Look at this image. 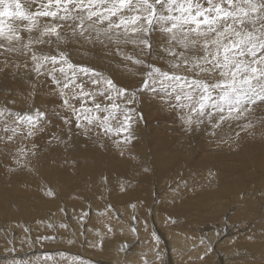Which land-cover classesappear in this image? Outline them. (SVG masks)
<instances>
[{
    "label": "rangeland",
    "instance_id": "rangeland-1",
    "mask_svg": "<svg viewBox=\"0 0 264 264\" xmlns=\"http://www.w3.org/2000/svg\"><path fill=\"white\" fill-rule=\"evenodd\" d=\"M33 7H35V5ZM22 34L25 36L27 35L26 33H22ZM151 40H152V44H153L152 52L149 54L147 51H145L143 53L142 58L146 61V63L156 64L157 66L161 67L162 69L168 70L167 58L160 59V57L164 55V53L162 52L161 47H160V45L163 43V37H161L158 33H153ZM81 41H82V45H80ZM67 43L68 44H66V46L62 44L59 49H57L56 43H53L54 46L52 44L51 45L46 44L45 45V48L47 46L46 49L44 47L37 46L36 50H37L38 54H40V53L52 54L53 50H55V52L53 54H56L57 51H64V52L69 54V58L73 63L81 64V65H87L90 68H95L98 71L102 72L105 76H110L113 80H114V78L119 79V81L114 80L118 86L123 87V88H127L130 93L131 92L137 93L136 103L133 106L135 107L137 114L142 115V119H138L139 121H138L137 125L135 126V139L132 140L131 143H129L128 145H121L122 149L116 148L115 146H113L112 143H105L106 141L102 142V144H104L105 146H103L104 148L103 147L101 148V146H100L101 144L97 146V144H99L98 143L99 139H98V142L96 144L91 140L92 142H85L84 143L85 146L84 145L81 146L82 148H86L87 151H91L90 150V149H92L91 145L93 146V150L100 148V150L101 149L102 150L101 151L99 150V152H102L105 155L104 157H102L100 155L97 156L96 153L91 154L92 157L97 158L99 160V166L98 167H101V174H99L95 178L93 177L90 179V178L86 177V175H88L92 172L85 173V171H84L85 165H84V163H82L80 161L81 155L78 156L80 158L75 157L77 155L74 156V154H76V153H74L73 150H72L73 155H68L69 153H71V149H68V147H63V149L60 152L61 155L65 154V156H67V155L70 156V157H67L68 158L67 160H65L63 157L60 159L57 156L56 159L53 158L54 161L50 162L51 164L53 162H55V164H52V165L50 163L43 164L49 168L52 167L50 169L54 168L55 171L60 170L59 173L61 174L62 178H59V180L58 179L54 180L58 185H56L55 182L52 181L53 179H51L48 176H46V177H48L49 180L43 179V178L40 179V177L36 174L32 175V176L25 177L23 172L22 173L18 172L19 168L15 169V171H17V172H15L16 177L14 176L16 178L15 181H13V183H12V181L9 180V182H8V180H6V178H4L2 176V174H3L2 169L3 168L0 166V193H3V190L8 191V193H6L7 195H5V196H7L8 208L4 209L0 206V264H13V261L17 262V264H45L43 262H45L44 260H46V259L48 261H50V262H47L48 264L49 263L54 264V262H56L57 264H60V262H61V264L62 263L63 264H79V261H80V264H136V262H137V264H140L141 261L143 263L144 259H146L148 261V264H166V263L169 264V262H171L172 260L173 261L170 264H173L174 262H176L174 264H210L213 261H214L213 264H217V263L220 264V262H218L219 256L217 257L218 260L216 258V256H217L216 252L214 255L215 256V259H214L212 256L209 255V252H207V251L201 252V251H199L200 250L199 249V250L194 252L193 247H189L187 250H185L183 248L184 245H182L180 243H176L175 245H173V248H175V250H173V248H171V249H169L168 247L166 248V246L164 245L162 237L158 236L156 229L161 231V233H163V234H166L168 229H169V230L173 231L174 234L176 233L177 235L179 234V235H182L183 237L188 236V239L190 238L189 240L193 242V241L197 240V238L200 241L201 238L199 239V236H200V234H201V236L204 235L203 231H207V233L211 232L212 230H214V229H212V227L214 228L217 225V224L215 225V222L220 223L221 221H222L221 225H223L224 227L226 225L225 228L238 227V228L243 229L242 231L244 232V233L242 232L243 233L242 235L241 234H238V235L235 234L236 235L235 237H237V239L235 238V241L237 242V247H238V249L241 247L243 249L242 251H244V252L242 253L243 255L241 253H239V255L238 254L235 255V252H234L232 254L233 257L231 256V261H233L232 263H234L235 261H237L241 257H244V258L247 257V259L245 258L246 260H240L239 262L242 263V262L247 261L246 264H261V262H263L262 264H264V261L259 260L261 258H262V260H264V255L261 257L260 255L258 256V253H255V254H257V257L252 258L250 256L249 249L245 246L247 244V242L250 243V245H254L257 243L256 245L259 246L258 247L259 250L264 249V234L261 233L262 227L264 229V225H261L259 223V220L264 216V210H263L264 209V200L261 199V198H264V196L262 197V195H259V194H258L259 196L257 195L258 197H261L260 198L261 200H259L258 197H256V196L251 197L255 200V203L252 205L250 203V206L253 207V214L250 216H248V215L243 216V214H246L248 212L247 209H244L243 213H242V211H240V208L244 207L245 202H241L242 206H241V203L239 206H237V203L239 201V199H238L239 195L236 196V199L233 196L234 194L239 192L240 194L242 193L243 198H247L249 196L248 195L245 196V195L247 194L248 190H250V188H248V187H252L254 185L256 186L257 184H259V186H260V187L256 186L257 189L258 188H260V190L264 189V186L261 189V185H264L263 184V182H264V171H262V170L260 171L259 170L260 168L257 166V164H253V162H257L254 160V157L246 156L244 158V161L242 162L241 160L238 161L240 159L239 157H237L235 159V156L233 155V153H230V156L232 154V156H231L232 158H230V160H228L227 163L229 164L231 169H233V171L231 169L227 170L226 168L223 170V168L218 166V164L213 166V167H211V166L209 167L205 163H202L201 166H200L201 163L194 162L196 164L195 165H194V163L192 164L191 163V161L193 160L192 158H196L197 155L200 154V150H201L200 147L201 146H199V139L201 137H200L199 133H201V132L199 130H196V131H193L190 133L188 132L189 134H186L187 132H185L183 127H181L180 129H178V131L185 133V135H184L185 139L181 140L178 138L176 144H178L179 146H177V147H175V143L173 142V138H172V141H169V140H171L169 135L173 133V130H170L169 127L172 126L174 121L171 120L170 114L167 113L169 108L166 106V104L161 103L160 100L156 96H154L151 91L143 89L141 87L142 80L144 79L143 73L146 71L145 66L135 65L131 61L125 60L122 55H119L115 52V50L112 46L105 48L104 46H101L99 43H96L93 46L86 45V44L84 45L83 40H77L75 42V39H72V40L70 39L69 42H67ZM48 46H49V49H48ZM80 46L86 47L85 48L86 51L83 52L80 49ZM39 47H41V48H39ZM88 47L89 48L93 47L91 50L92 52H89ZM122 48H123L124 53L132 54V55L137 56V57H140V55H141L140 49L133 46L132 44L123 45ZM51 49H53V50H51ZM96 49L98 50L97 52H96ZM93 50H94V52H93ZM47 51H49V52H47ZM50 51H52V53H50ZM19 54H21V53L20 52H8V51H5V49H0V66L1 67L3 66L0 70V72L3 71V73L5 72V74L9 72L11 74V77L13 78V81L18 83L19 86L22 87V92H20V93H17V91H15V90L7 92V90L3 89V86H1L2 79L0 78V109H4L5 117L6 118L9 117L8 119H10V120L15 119L14 114H16V113L33 114L36 109H39L41 111H43L45 109L50 116V120L48 122H45V123L42 122L41 125L43 126L44 130L48 134V138H53L55 131H54V129L52 131H48L47 125H53L55 128L58 126V123L55 121V118H59L60 115H64V116L71 115V113L67 112L66 109L62 107L61 98L59 97V95L54 90L55 85L53 84L51 79L47 75H37V73H35L32 70L33 65H32V62L29 59V57L25 54H22V57L18 58ZM13 55L17 56L18 62H21V63H17L16 61H14L13 57H9V56H13ZM7 60L13 61V63L14 62L15 63L12 65V63L11 64L8 63ZM25 62H27V67H25ZM9 64H10V67L7 68V66ZM16 64H17V67H15ZM7 70H9V71L7 72ZM12 72L15 73V76L12 74ZM107 72H109V73H107ZM112 73H114V75L116 77L114 75H112ZM29 85L32 87L29 88L28 87ZM23 88H26V90L24 89L25 90L24 92H23ZM10 92H12V93H10ZM97 99H99V102H101V103L107 102L106 97H97ZM90 102L91 101L89 100V103ZM39 103L42 104L40 107H39ZM74 103H77V106H78V102L74 101ZM253 110H255V111H253ZM253 110H252V113H254V114L252 117L255 116L254 119H251V117L249 116L250 118L247 117V120L241 119L239 122L236 121V124H237V126H240V124H242L243 122H248V120L250 119L249 122H251V120H252L251 125L255 124V125H253V128L255 127L254 129H257V130H254L252 128V130H251L252 132L251 131H244L245 132L244 133V132L239 131L243 127H241V128L239 127L237 133H236L237 130L234 131L235 134L233 133L234 135L232 136V138H227L226 133L228 130H226L225 137L223 136L225 139L223 138V140H231L232 141L234 139V141H235L238 138V141H239V139L242 138V136L249 134V136L251 137V141L249 142L248 146H250L253 143L255 146V142H256L258 147L262 144V146H260V147L264 148V137H263L264 136V124H263L264 123V119H263L264 115L262 114V112H264V103L257 100L253 106ZM255 112H257V113L261 112V114L260 113L255 114ZM5 117L0 116V120L2 119L1 120L2 124L5 122V126H8L13 121L11 120L12 122L11 121L8 122V121L3 120V118L6 119ZM8 119H6V120H8ZM255 121L257 123H255ZM171 122H172L171 125L168 124ZM7 123H9V124L7 125ZM139 123H140V125H139ZM11 125H14V124L12 123ZM11 125L8 127L11 128ZM258 125H260V127ZM173 126L175 127L176 125L173 124ZM137 127H140V128H137ZM24 128H27V127L25 126ZM237 128L238 127H236L235 129H237ZM139 129H141V130H139ZM24 130H28V129H24ZM205 130H207V129H205ZM9 132H11V131H9ZM20 132H22V131L20 130ZM92 132H94V131L92 130ZM92 132H90V133H92ZM261 132H262V134L260 136L261 139L258 137V142H257V135H260ZM78 134H82V131L76 128V129H72L71 134H69V135L79 136ZM92 134L94 136V133H92ZM192 134H196L195 140L193 139L194 143H192V139H191L192 136H190ZM211 134L214 135V133L212 132V133L207 134V137L208 138L211 137L212 136ZM143 135L146 137H144ZM209 135H211V136H209ZM214 136H212V138ZM103 137L105 138V136H103ZM252 138H253V143H252ZM7 140H9V139H7ZM254 140H256V141H254ZM10 141H12V140L6 141V144H8L7 142H9L8 145H10L11 144ZM24 141L20 144H24ZM238 141L235 142V144H234V146H232V148H234L235 146H236V148H239V147H237L238 146L237 144L239 143ZM259 141H261V142H259ZM35 142H37V141H35ZM26 143H27V141H25V144ZM87 144H89V145H87ZM94 144H95V146H94ZM226 144L228 145V141H224L222 145L227 146ZM242 144L244 145V142ZM172 146L174 147L175 151H178L180 146H188V150H189V151L187 150L188 153L185 152L184 157H182V156L179 157V159H181V158L182 159L177 160V163H178L177 166L178 167H174V168H172L174 163H172L171 167H168V165L163 163L162 157H161L162 160L159 159L160 155H162L164 157V161H166V159L173 161V158L168 153V151L170 150V147H172ZM190 146H192V147H190ZM251 146H253V145H251ZM54 147L55 146L50 147V148H54ZM105 147L107 148V152L105 151V149H106ZM193 148H195L196 153L194 152L192 155L193 157H191L190 151ZM34 150L36 151V149H34ZM120 150H124L123 151L124 155L120 154V152H121ZM164 150L167 152H164ZM204 150H207V149H204ZM263 151H264V149H263ZM35 153H37V152H35ZM180 153H182V152L179 151L178 154H180ZM37 154L39 155V152ZM144 154H147V155H144ZM38 155H37V157H39ZM158 155H159V158L157 157ZM189 155H190V157H189ZM72 156H74V157H72ZM263 156H264V153L263 154L261 153L260 155H258V157H263ZM156 157L161 161H159ZM189 158H191V159L189 160ZM103 159H106V164L100 162V160L102 161ZM47 161H49V160H47ZM70 161L75 162V164L74 163L70 164ZM187 161H188V163H187ZM197 161H199L198 158H197ZM232 161H235V162H232ZM62 163H64V164H62ZM230 163H232V164H230ZM48 164H50V165H48ZM163 164H165V165H163ZM197 164H199L200 168L204 169V171L207 173V175L205 173H203V170L200 169ZM97 165L98 164L95 163V166H97ZM59 166H61V167L58 168ZM191 166H192V168H191ZM202 166H204L205 168ZM216 166L218 167V169L216 168ZM236 166H239V167H236ZM47 167L44 166L43 168L48 170ZM57 168H58V170H57ZM208 168H210V169L212 168V171H209ZM206 169L209 172H207ZM214 169L217 171H215ZM90 170H92V169H90ZM122 170H124V171H122ZM191 170H192V172H191ZM197 170H199V172L201 171L200 174L198 175V177H197V174H198ZM246 171H249V172H246ZM126 172H128V173H126ZM211 172L214 175L210 176L208 174ZM187 175L189 176V178ZM9 177L11 179L13 176L10 175ZM105 177L107 178L106 180L104 179ZM196 177L202 179V184L204 183V187H206V189H213V194L212 193H210V195L206 194V193L203 194L202 193L203 191L197 194L194 191L197 183L193 182V181H195ZM173 179H175V180L177 179V180L175 181ZM187 179H188V181L191 180L190 183L187 181ZM205 179L207 180V183L209 185L206 182H204ZM256 180H258V182ZM259 180H262V182H261L262 184H260ZM191 182L193 185L191 184ZM233 182H238L239 186L241 188V189L239 188L240 190H237L236 193H234L235 191H232ZM186 183L187 184L189 183V184L187 185ZM12 184H13V187H12ZM53 184H55V185L52 186ZM190 184L192 186H190ZM83 185H85L86 187ZM9 186H11L12 188H9ZM187 186H189V188ZM49 187H51L53 189V191L55 192V196H46L44 194V191L47 190V188H49ZM54 188H56V189H54ZM122 188H123V190H122ZM214 188L216 191L214 190ZM228 190L231 191L230 194L227 192ZM65 191H68V192H65ZM90 191H92V192H90ZM190 191H192V192L194 191L193 194ZM251 191H253V190L251 189ZM84 192L85 193L88 192V196H87V194L84 195L85 194ZM5 196H3V197H5ZM90 201L96 207H99V206L102 207V205H103V207H105L106 205H109L110 203H111L110 205H112L113 207L118 205V208H121V209L125 208V210L129 212L128 214H126L127 217L132 216V218L135 217V219H137L138 221L141 220L142 225H143L141 227L142 234H144V236L145 235L155 236L151 241L150 240L145 241V243L148 244L147 247H149L150 244L153 245V243L156 242L154 247L151 246V248H149L148 250L146 249L147 251L144 250L145 252H148L150 250L148 253L150 254V252H151V254L150 255L148 254L147 256L144 255L145 254L144 252H143L144 254H138V253H136L137 252L136 251L137 248H136V250L133 252L135 255V258H131L129 256L131 261L122 262V263L115 262V260L116 261L118 260V259H116L115 251L117 250L116 252H120L121 248H122L123 249L122 252H124V253H121V254L126 255V254H128V252L130 253V251H131L130 249L132 247H126V246H124V244L127 243V241H129V242L132 241V243H134L135 241L133 239L134 238L133 235H130L124 231H123L124 234L122 232H120V234L118 235L119 237H118L116 235V230L114 229L115 227L113 226L114 227L113 228L111 226V223H113V221L111 220L112 221L111 222L110 219H105V221H100V222H97L94 219H93L94 221L93 220L90 221L91 226L93 228L95 227L94 229H97V232L99 231V229H101L102 224H103V226H105V224H106V226H105L106 228L104 227L105 231L103 230V233L106 235H103V236L100 235L99 236L98 234L97 235L94 234L97 237L96 236L93 237L94 235L89 233V238H91L93 240V243H92L93 245L89 244V245H86V247H85V245L83 244L84 243L83 237H85V236L88 237V234L86 235V232L84 234L83 229L87 225L88 220H90V215L92 214V213L90 214L89 211L87 210V207L91 206ZM212 201H214V202H212ZM225 202H227V204ZM199 204H201V205L199 206ZM262 204H263V206H262ZM133 205H135V207H133ZM204 205H205V207H204ZM234 206H235V209H234ZM132 207H133V209H132ZM18 208H20V209H18ZM3 209H4V211H3ZM75 209H77V210H75ZM81 210H82L81 215H83L84 214L83 211L86 210L85 215H84L85 217L82 216V222L77 221L74 223L73 226H75L76 229L80 227L81 229L79 228V230H81L82 232L79 231L78 229L77 230L73 229V227L70 224L71 223L70 221L72 220V219H70V218H72V214H74V212L79 213V212H81ZM206 210H208V211H206ZM237 210H239V211H237ZM66 211H68V214H66ZM154 211H155V219H153L154 218L153 216L150 217V215ZM26 212H27V214H26ZM150 212H151V214H150ZM20 213H21V215L19 216L18 214H20ZM202 213H203V215H202ZM241 213H242V215H241ZM122 214H120V216H119V214H116V213L111 214V215H114L116 218H118V217L123 216ZM209 216H211V217H209ZM17 217H18L19 221H18ZM156 217H157V219H159V221L156 219ZM160 217L162 218V220H160ZM256 218H257V220H256ZM66 220L68 221V223ZM254 220H255V222H254ZM150 221H151V223H150ZM101 222H103V223H101ZM56 224H58V225H56ZM165 224H167V225H165ZM244 224H246V225H244ZM61 225H65V226L60 227ZM112 225H114V224H112ZM210 225L212 227H210ZM208 226L210 228H208ZM57 227H58V229H56ZM145 228H147L148 230ZM199 228H201V229H199ZM196 229H199L200 232ZM203 229H205V230H203ZM54 230H58V232H57L58 234L55 233ZM233 230L231 232H233ZM258 230H259V232H258ZM76 231H77V234H79V238H77V237L74 238ZM108 231H109V233H108ZM147 231L149 233H144ZM234 232H236V230ZM80 233H81V235H80ZM113 233H114V235H113ZM237 233H238V231H237ZM259 233H261V234H259ZM111 234H112V236H111ZM148 234H150V235H148ZM71 235H74V236H71ZM221 235H223V234H221ZM106 236H108V237H106ZM125 237H126V239H123ZM241 237L245 238V240L242 239ZM249 237H251V238H249ZM38 238H41V239H38ZM128 238L131 240H129ZM163 238L165 239V236ZM223 238H221V239H223ZM255 238H257V239H255ZM221 239L218 237V240H221ZM240 239H242V240H240ZM247 239H249V241H247ZM78 240H80V241H78ZM242 241H243V243H242ZM245 241H247V242H245ZM52 242H53V244H52ZM117 243L118 244L122 243L123 245L121 244V246H119ZM181 246H182V248H181ZM213 246L214 245H212L211 247L213 248ZM220 246H222V247H220ZM225 246H226V248H229V247L232 248V246H230L228 243L224 244V245L221 243L217 248L225 249L224 248ZM260 246H261V248H260ZM113 248L115 249V251L113 250ZM244 249H246L249 252H245ZM161 250H162V254L158 253V251H161ZM180 251H182V252H180ZM185 251H186V254H182ZM176 252L178 255H176ZM217 252H219V251H217ZM244 253H247V254H245V256H244ZM53 256H54V258H53ZM175 256H176V258H174ZM62 257H63V259H62ZM142 257H144V258H142ZM54 259H55V261H54ZM41 260H43V261L41 262ZM248 261H249V263H248ZM253 261H255V262H253ZM232 263H229V264H232Z\"/></svg>",
    "mask_w": 264,
    "mask_h": 264
},
{
    "label": "snow or ice",
    "instance_id": "snow-or-ice-1",
    "mask_svg": "<svg viewBox=\"0 0 264 264\" xmlns=\"http://www.w3.org/2000/svg\"><path fill=\"white\" fill-rule=\"evenodd\" d=\"M153 33L163 37L160 59L167 58L168 70L142 58L152 52ZM70 39L112 46L125 60L145 66L141 87L178 112L185 132L205 122L218 127L247 119L257 100L264 103V0H0V49L27 55L32 70L51 79L71 113L62 117L65 125L74 124L85 136L96 129L97 136L117 138L119 148L135 139L142 119L133 106L137 93L95 68L73 63L64 51L37 53V46L56 43L59 49ZM127 44L139 48L140 57L124 53ZM14 115L15 126L7 130L15 135L26 126L27 136H33L47 113ZM30 155L35 152L18 148L15 163L31 170ZM44 194L55 196L51 187Z\"/></svg>",
    "mask_w": 264,
    "mask_h": 264
},
{
    "label": "bare ground",
    "instance_id": "bare-ground-1",
    "mask_svg": "<svg viewBox=\"0 0 264 264\" xmlns=\"http://www.w3.org/2000/svg\"><path fill=\"white\" fill-rule=\"evenodd\" d=\"M33 8H35V7H33ZM72 40V39H71ZM77 40L75 39V42H76ZM69 42V41H68ZM71 42V41H70ZM84 42V41H83ZM74 43V42H73ZM68 44V43H67ZM91 45V46H93L94 44H92V43H85L84 42V45ZM45 45L46 44H44V45H41V47H44L45 48ZM53 45V44H52ZM77 45V44H76ZM80 45H82V41L80 42ZM7 46V45H6ZM54 46V45H53ZM41 47H39V48H41ZM90 47V46H89ZM88 47V50H89V52H92L91 50H92V48H89ZM46 48H47V46H46ZM45 48V49H46ZM52 48V47H51ZM70 48V47H69ZM85 48L86 47H82V46H80V49L83 51V52H85L86 50H85ZM43 49V48H42ZM48 49H49V46H48ZM51 50H53V49H51ZM44 51V50H43ZM98 50L96 49V52H97ZM47 52H49V51H47ZM55 52V50H53V53ZM72 52V51H71ZM93 52H94V50H93ZM50 53H52V51H50ZM52 53V54H53ZM82 53V52H81ZM100 54V53H99ZM9 57H13V59H14V61H16L17 63H21V62H18V58H20V57H22V54H19L18 55V58H17V56H15V55H13V56H9ZM8 57V58H9ZM84 58V57H83ZM12 59V60H13ZM8 61V60H7ZM6 61V62H7ZM8 63H12V65L15 63H13V61H8ZM2 64V63H1ZM10 64L7 66V68L8 67H10ZM6 65V64H5ZM3 67V66H2ZM1 66H0V70H1V68H2ZM15 67H17V64H16V66ZM6 68V67H5ZM5 70V69H4ZM9 70H7V72H8ZM12 71V70H11ZM108 71V70H107ZM111 72V71H110ZM107 73H109V72H107ZM7 74V75H6ZM5 74V72L3 73V71L2 72H0V78L2 79V84H1V86H3V89H5V90H7V92H9V91H17V93H20V92H22V87H20L19 86V84L18 83H16V82H14L13 81V78L11 77V74L8 72V73H6ZM12 74L15 76V73H13L12 72ZM23 75V74H22ZM110 75V74H109ZM112 75H114V73H112ZM111 75V76H112ZM21 76V75H20ZM24 76V75H23ZM115 76V75H114ZM27 77V76H26ZM116 77V76H115ZM22 79V78H21ZM114 80H116V81H119V79H116V78H114ZM121 83V82H120ZM33 84V83H32ZM34 85V84H33ZM29 88L30 87H32V86H28ZM26 90V88H23V92ZM10 93H12V92H10ZM98 100V102H99V99H97ZM42 104L41 103H39V107L41 106ZM253 111H255V110H253ZM43 112H46L47 113V111L44 109L43 110ZM167 113H169L170 114V117H171V120H173L174 121V123L173 124H175L176 126L174 127L173 126V124H172V122L171 123H168V124H172V126H170L169 128H170V130H173V133L172 134H170L169 135V137H170V139L171 140H169V141H172V138H173V142L175 143V147H177V146H179L178 144H176L177 143V139L179 138V139H181V140H184L185 139V133L184 132H180V131H178V129H180L181 127H183L182 126V123H181V121L179 120V118H178V112H174V111H172V110H168L167 111ZM257 112H255V114H256ZM260 114H261V112H259ZM259 113H257V114H259ZM252 115H249L250 117H251V119H254V117H252L253 116V114L254 113H251ZM262 114L264 115V112H262ZM67 116H71V115H67ZM169 116V115H168ZM248 116V117H249ZM2 117H5V115H3ZM62 117H65L64 115H60L59 116V118H55V121L58 123V126L57 127H55L54 128V126L53 125H47V129H48V131H52L53 129H54V131H55V133H54V137L53 138H48V134L46 133V131L44 130V128H43V126L42 125H40L39 126V130L38 131H36V133L33 135V136H27V131L28 130H24V129H27V128H23L21 131L22 132H20V130H18L16 133H15V135H13V133L12 132H9L10 130H7V129H9L10 127H8V126H10L12 123H7V125L8 126H5V122L2 124V119L0 120V166L3 168L2 169V171H3V174H2V176L4 177V178H6V180H8V182H9V180L10 181H12V183H13V181H15V177H16V173L15 172H17V171H15V169L16 168H19V173H22L23 172V174H24V176L25 177H28V176H32V175H38L39 177H40V179H48L49 180V178L48 177H50L51 179H53L52 181H54V180H56V179H58L59 180V178H62V176H61V174L59 173L60 172V170H58V168H60L61 166H59L58 168H57V170L58 171H55V169L53 168V169H50V168H52V167H47L46 165H43V164H47V163H50V162H52V161H54L53 160V158H55L56 159V157L58 156V158H64L65 160H67L68 158L67 157H70V156H68V155H73V153H72V150H73V152L74 153H76V154H74V156L75 155H77V156H75V157H78L79 155H81V158L80 157H78V158H80V161L82 162V163H84V165H85V169H84V171H85V173H90V172H92V173H90V174H88V175H86V177H88V178H95V177H97L99 174H101V167H98L99 166V160L97 159V158H94V157H92L91 156V154H97V156H102V157H104L105 155H104V153H102V152H99V150H100V148L99 149H94L93 150V146L91 145V147H92V149H90L91 151H87V149L86 148H82L81 146L82 145H84V143L85 142H94L95 144L98 142V139H99V144H97V146L98 145H100V144H102V142L103 141H106L105 143H112L113 144V146H115L116 148H118L117 146H116V144L114 143V140L115 139H117V138H109V137H103L102 135H100V136H97V134H96V129H93V131L94 132H92V133H94V136H93V134L92 133H89V135L88 136H85V135H83V134H78L79 136H73V135H71V139H69V133H68V128L69 127H71V129H76V127H75V125L73 124V125H71V126H69V125H65L64 124V122H63V119H62ZM249 117V118H250ZM257 117V116H256ZM6 118V117H5ZM9 118V117H8ZM8 118H6V119H8ZM263 118V117H262ZM6 119H4L3 118V120H5V121H8V122H10L11 120L10 119H8V120H6ZM264 119V118H263ZM50 120V116H49V114L47 113V116H46V118H44L43 120H42V122H48ZM170 120V121H171ZM242 120H244V119H242ZM245 120H247V119H245ZM13 121V120H12ZM11 121V122H12ZM139 121V120H138ZM169 121V122H170ZM240 121V120H239ZM239 121H237V122H239ZM250 121V119L248 120V122H241L242 124H240V126H237V124H236V121H234V120H230V121H227V122H224V123H222V124H220L218 127H213V125L212 124H209V123H207V122H205V124H203L201 127H200V129H198L201 133H199V135H200V139H199V146H201L200 147V154H198L197 155V157L196 158H192L193 160L191 161V163L193 164L194 162H196V163H201L200 164V166L202 165V163H205L207 166H211V167H213V166H215V165H217L218 164V166H220L221 168H223V170L226 168L227 170H230L231 169V167L229 166V164L227 163V161L228 160H230V158H232L231 156H232V154H231V156H230V153H233V155L235 156V159L237 158V157H239L240 159L238 160V161H244V158L246 157V156H252V157H254V160L255 161H257V162H253V164H257V166L260 168L259 170L261 171H264V156L263 157H258V155H260L261 153L263 154L264 153V151H263V147H260V146H262V144L258 147L257 146V144H256V142H255V146H254V143H253V138H252V143L253 144H251V145H253V146H248L249 145V142L251 141V137L249 136V134L247 135H245L244 133V131H251L252 130V128H253V125H255V124H253L252 125V127L251 128H247V129H245L244 128V125L245 124H248V123H251L252 124V120H251V122H249ZM255 123H257L256 121H255ZM264 124V123H263ZM139 125H140V123H139ZM242 125V126H241ZM15 125H11V127H14ZM259 127H260V125H258ZM7 127V128H6ZM236 127H238L237 129H235ZM239 127L241 128V127H243L242 129H240L239 131H241V132H244L243 134L245 135V136H242V138H240L239 139V141H238V138H237V140H235L234 141V139L231 141V140H223V138L225 137V133H226V130H228L227 131V133H226V136H227V138H232V136L235 134V130H237L236 131V133L238 132V129H239ZM137 128H140V127H137ZM255 128V127H254ZM253 128V129H254ZM205 129H207V130H205ZM139 130H141V129H139ZM210 130V131H209ZM254 130H257V129H254ZM263 131V130H262ZM207 132V133H206ZM214 133V135H212V136H214L213 138H212V136L211 135H209V136H211V137H207V134H209V133ZM252 132V131H251ZM234 133V134H233ZM240 133V132H239ZM20 134V135H19ZM186 134H189L188 132L186 133ZM261 134H262V132L260 133V135H257V142H258V137L260 138V136H261ZM26 135V136H25ZM222 135V136H221ZM240 135V134H239ZM242 135V134H241ZM256 135V134H255ZM254 135V136H255ZM9 136H13V139H12V141H10V145H8L9 144V142H7L8 144H6V141H9V140H7L8 139V137ZM144 136V135H143ZM187 136V135H186ZM190 136H192L191 137V139H192V143H194L193 141L195 140V138H196V134H192V135H190ZM224 136V137H223ZM253 136V135H252ZM263 136V135H262ZM55 137H59L60 139L59 140H57V139H55ZM144 137H146V136H144ZM264 137V136H263ZM141 138V137H140ZM139 138V139H140ZM27 141V143L25 144V141ZM146 139V138H145ZM194 139V140H193ZM225 139V138H224ZM261 139V138H260ZM33 140V141H32ZM92 140V141H91ZM143 140V139H142ZM24 141V144H20V143H22ZM35 141H37V142H35ZM224 141H228V145L227 146H223L222 144H223V142ZM236 141H238L239 143L237 144L238 146L237 147H239V148H236V146L234 147V148H232V146H234V144H235V142ZM254 141H256V140H254ZM244 142V145L242 144ZM259 142H261V141H259ZM263 142V141H262ZM33 144H35L36 145V147H35V149H36V151L32 148V145ZM95 144H94V146H95ZM242 144V145H241ZM87 145H89V144H87ZM104 145V144H103ZM108 145V144H107ZM121 145H123V144H121ZM225 145V144H224ZM259 145V144H258ZM53 146H55L54 148H50V147H53ZM85 146V145H84ZM101 146V145H100ZM105 146V145H104ZM21 147H24V148H26V149H30V150H32V151H35V152H39V155L37 154V153H35V155L34 156H29V159H30V161H31V164H30V169L31 170H29V169H25V168H23V167H21V166H18L16 163H15V160H14V157L16 156V154H17V149L18 148H21ZM63 147H68V149H71V153H69L67 156H65V154H63V155H61V150L63 149ZM107 147V146H106ZM105 147V148H106ZM190 147H192V146H190ZM102 148V147H101ZM104 148V147H103ZM119 149H122V147L120 146L119 147ZM204 149H207V150H204ZM102 150V149H101ZM100 150V151H101ZM109 150V149H108ZM112 150V149H111ZM134 150V149H133ZM188 146H180L179 147V149H178V151H175V149H174V147L172 146V147H170V150L168 151V153L170 154V156L173 158V161H171V160H169V159H166V161H164V157L162 156V155H160V158H159V155L157 156L159 159H161V157H162V159H163V163H165L166 165H168V167H171V165H172V163H174L173 164V166H172V168H174V167H178L177 166V160L179 159V157L180 156H182V157H184V154H185V152H187L188 153ZM105 151L107 152V148L105 149ZM121 151V150H120ZM124 151V150H123ZM130 151V150H129ZM179 151H181L182 153H180V154H178V152ZM105 152V153H106ZM111 152V151H110ZM109 152V153H110ZM164 152H167V151H165L164 150ZM195 152V148H193L191 151H190V154H191V157H193L192 155H193V153ZM113 153V152H112ZM118 153V152H117ZM196 153V152H195ZM129 154V153H128ZM37 155L39 156V157H37ZM110 155V154H109ZM124 155V154H123ZM136 155V154H135ZM144 155H147V154H144ZM74 156H72V157H74ZM143 156V155H142ZM156 157V158H157ZM189 157H190V155H189ZM157 158V159H158ZM188 158V157H187ZM197 158L199 159V161H197ZM76 159V158H75ZM124 159V158H123ZM158 159V160H159ZM161 159V160H162ZM182 159V158H181ZM181 159H179V160H181ZM191 158H189V160H190ZM47 160H49V161H47ZM63 160V159H62ZM64 160V161H65ZM70 160V159H69ZM161 160H159V161H161ZM188 160V161H189ZM251 160V159H250ZM125 161V160H124ZM188 161H187V163H188ZM44 162V163H43ZM63 162V161H62ZM100 162L101 163H104V164H106V159H103L102 161L100 160ZM232 162H235V161H232ZM57 163V162H56ZM72 163H74L75 164V162H71L70 161V164H72ZM80 163V162H79ZM95 163L96 164H98L97 166H95ZM196 163H194V165L196 164ZM239 163V162H238ZM51 164V163H50ZM50 164H48V165H50ZM52 164H55V162H53ZM51 164V165H52ZM61 164V163H60ZM62 164H64V163H62ZM68 164V163H67ZM69 164V165H70ZM73 164V165H74ZM165 164H163V165H165ZM230 164H232V163H230ZM77 165V164H76ZM75 165V166H76ZM181 165V164H180ZM198 166H199V164H197ZM205 165V166H206ZM47 167L48 168V170H46V169H44L43 167ZM67 166V165H66ZM104 166V165H103ZM161 166V165H160ZM200 166H199V168H200ZM233 166V165H232ZM235 166V165H234ZM240 166V165H239ZM239 166H236V167H239ZM253 166V165H252ZM165 167V166H164ZM202 167H204V166H202ZM191 168H192V166H191ZM198 168V169H199ZM205 168V167H204ZM207 168V167H206ZM216 168L218 169V167L216 166ZM12 169H14V171L12 170ZM90 169H92V170H90ZM170 169V168H169ZM190 169V168H189ZM200 169H202V168H200ZM209 169V171H212V168L210 169V168H208ZM18 170V169H17ZM21 170V171H20ZM203 170V173H205L206 175H207V173L204 171V169H202ZM207 170V169H206ZM215 170V169H214ZM222 170V169H221ZM232 171H233V169H231ZM122 171H124V170H122ZM184 171V170H183ZM186 171V170H185ZM195 171V170H194ZM198 171V174H197V177H198V175L200 174V172H199V170H197ZM208 170H207V172H209ZM215 171H217V170H215ZM103 172V171H102ZM191 172H192V170H191ZM246 172H249V171H246ZM126 173H128V172H126ZM184 173V172H183ZM182 173V174H183ZM194 173V172H193ZM202 173V174H203ZM212 173V172H211ZM204 174V175H205ZM209 174V173H208ZM246 174V173H245ZM13 176L11 179H10V177L9 176ZM45 175V176H44ZM108 175V174H107ZM15 176V177H14ZM46 176H48V177H46ZM188 176V175H187ZM239 176V175H238ZM107 177V176H106ZM192 177V176H191ZM195 178V181H193V182H195V183H197L196 184V188L194 189V191L198 194V193H200V192H202L203 194L204 193H206V194H209L210 195V193H212L213 194V189H206V187H204V183L202 184V179H200V178ZM188 178H189V176H188ZM50 179V180H51ZM101 179V178H100ZM103 179V178H102ZM181 179V178H180ZM212 179V178H211ZM254 179V178H253ZM173 180H175V179H173ZM177 180V179H176ZM175 180V181H176ZM3 181V180H2ZM88 181V180H87ZM120 181V180H119ZM118 181V182H119ZM158 181V180H157ZM179 181V180H178ZM187 181H188V179H187ZM190 181L191 180H189L188 182L190 183ZM257 182H258V180H256ZM4 182V181H3ZM55 182V181H54ZM64 182V181H63ZM183 182V181H182ZM204 182H206L207 183V180L205 179L204 180ZM229 182V181H228ZM254 182V181H253ZM259 182H260V184H262L261 182H262V180H259ZM18 183V182H17ZM188 183V184H189ZM194 183V184H195ZM255 183V182H254ZM55 184L56 185H58L56 182H55ZM55 184H53L52 186H54ZM187 184V183H186ZM187 184V185H188ZM191 184H192V182H191ZM190 184V186H192ZM208 184V183H207ZM241 184V183H240ZM257 184V183H256ZM263 184H264V182H263ZM140 185V184H139ZM209 185V184H208ZM221 185V184H220ZM242 185V184H241ZM253 185V184H252ZM51 186V185H50ZM83 186H85V185H83ZM145 186V185H144ZM228 186V185H227ZM249 186V185H248ZM256 186H259V184H257ZM256 186L254 185V186H252V187H248V188H250V190H248V192H247V194L245 195V196H249V197H247V198H243L242 197V193L240 194L239 192L238 193H236V191L237 190H240L241 188H240V186H239V183L238 182H233V184H232V191H235L234 193H236V194H234L233 196L235 197V199H236V196H238V199H239V201H238V203H237V206H239L240 205V203L241 202H245L243 205H244V207L243 208H240V211H242V213H243V210L244 209H247L248 210V212L246 213V214H243V216L244 215H248V216H250V215H252L253 214V207L252 206H250V203H251V205L252 204H254L255 203V200L253 199V198H251V197H253V196H256V197H258L259 195H262V197L264 196V189L263 190H260V188H256ZM264 185H261V189H262V187H263ZM12 187H13V184H12ZM11 186H9V188H12ZM86 187V186H85ZM182 187V186H181ZM180 187V188H181ZM188 188H189V186H187ZM194 187V186H193ZM242 187V186H241ZM246 187V186H245ZM260 187V186H259ZM16 188V187H15ZM83 188V187H82ZM177 188V187H176ZM192 188V187H191ZM212 188V187H211ZM240 188V189H239ZM54 189H56V188H54ZM65 189V188H64ZM172 189V188H171ZM218 189V188H217ZM222 189V188H221ZM243 189V188H242ZM251 189L253 190V191H251ZM58 190V189H57ZM62 190V189H61ZM85 190V189H84ZM87 190V189H86ZM190 190V189H189ZM214 190H215V188H214ZM89 191V190H88ZM193 191V192H194ZM216 191V190H215ZM220 191V190H219ZM247 191V190H246ZM59 192V191H58ZM65 192H68V191H65ZM90 192H92V191H90ZM89 192V193H90ZM160 192V191H159ZM190 192H192V191H190ZM193 192H192V194H193ZM229 194L231 193V191L230 190H228L227 191ZM6 193H8V191L7 190H3V193H0V199L3 197V196H5V195H7ZM57 193V192H56ZM85 193V192H84ZM233 193V192H232ZM15 194V193H14ZM87 194V196H88V192L87 193H85L84 195H86ZM202 194V195H203ZM205 194V195H206ZM259 194V195H258ZM59 195V194H58ZM232 195V194H231ZM230 195V196H231ZM258 195V196H257ZM20 196V195H19ZM197 196V195H196ZM71 197V196H70ZM77 197V196H76ZM190 197V196H189ZM188 197V198H189ZM20 198V197H19ZM61 198V197H60ZM75 198V197H74ZM160 198V197H159ZM165 198V197H164ZM197 198V197H196ZM214 198V197H213ZM261 197H258V199L259 200H261V199H263L264 200V198H261ZM18 199V198H17ZM171 199V198H170ZM199 199V198H198ZM234 200V199H233ZM262 200V201H263ZM76 201V200H75ZM92 201V200H91ZM90 201V202H91ZM158 201V200H157ZM206 201V200H205ZM228 201V200H227ZM13 202V201H12ZM204 202V201H203ZM212 202H214V201H212ZM19 203V202H18ZM62 203V202H61ZM69 203V202H68ZM219 203V202H218ZM226 204H227V202H225ZM229 203V202H228ZM263 203V202H262ZM111 204V203H110ZM106 205L105 207H103V205H102V207L101 206H99V207H96V206H94V204L91 202V206L90 207H87V210L89 211V213L91 214L90 215V220H88V222H87V225L85 226V228L83 229L84 231V234H85V232H86V235L88 234V237H83V241H84V245H85V247H86V245H89V244H92L93 243V240L91 239V238H89V233L90 234H92V235H94V234H98L99 236L100 235H106V234H104L103 233V230H104V227L106 226V224H105V226H103V224L101 225V229H99V231L97 232V229H94L92 226H91V223H90V221H92L93 219L95 220V221H97V222H100V221H105V219H110V221L112 220L113 221V223H111V226L116 230V235L118 236L119 234H120V232H122L123 233V231L124 232H127L128 234H130V235H133V239H134V243H132V241H127V243H123L124 244V246H126V247H132L130 250V253L128 252V254H126V255H122L121 253H124V252H122V248H121V251L120 252H116L115 251V249L113 248V250L115 251V256H116V259H118L117 261L115 260V262H119V263H122V262H129V261H131V259L129 258V256L131 257V258H135V255H134V251L136 250V248H137V252L136 253H138V254H144L145 256H147L149 253V251L148 252H145L144 250H148L149 248H151V246H155V243L156 242H154L153 243V245H149V247H147V243H145V241L146 240H152L155 236H147V235H145L144 236V234H142V232H141V227L143 226L142 225V221L140 220V221H138L137 219H133L132 218V216H129V217H127L126 216V214H128L129 212L128 211H126L125 210V208L124 209H121V208H118V205L117 206H112V205ZM126 204V203H125ZM234 204V203H233ZM232 204V205H233ZM155 205V204H154ZM189 205V204H188ZM201 204H199V206H200ZM0 206L2 207V208H4V209H7L8 208V205H7V196H5V197H3L1 200H0ZM14 206V205H13ZM66 206V205H65ZM132 206V205H131ZM203 206V205H202ZM214 206V205H213ZM241 206H242V203H241ZM262 206H263V204H262ZM204 207H205V205H204ZM208 207V206H207ZM222 207V206H221ZM233 207V206H232ZM22 208V207H21ZM153 208V207H152ZM202 208V207H201ZM262 208V207H261ZM260 208V209H261ZM4 209H3V211H4ZM18 209H20V208H18ZM130 209V208H129ZM132 209H133V207H132ZM135 209V208H134ZM208 209V208H207ZM234 209H235V206H234ZM44 210V209H43ZM66 210V209H65ZM75 210H77V209H75ZM131 210V209H130ZM153 210V209H152ZM155 210V209H154ZM198 210V209H197ZM226 210V209H225ZM231 210V209H230ZM264 210V209H263ZM17 211V210H16ZM27 211V210H26ZM69 211V210H68ZM68 211H66V214H68ZM85 211L86 210H84L83 212H84V214L83 215H81L82 214V210H81V212H79V213H75L74 212V214H72V218H70V219H72L70 222V224H71V226L73 227V229H75V230H79V228H75V226H73L74 225V223L75 222H77V221H80V222H82V216L83 217H85L84 215H85ZM194 211V210H193ZM206 211H208V210H206ZM237 211H239V210H237ZM9 212V211H8ZM11 212V211H10ZM21 212V211H20ZM49 212V211H48ZM51 212V211H50ZM166 212V211H165ZM204 212V211H203ZM221 212V211H220ZM234 212V211H233ZM16 213V212H15ZM119 214V216H120V214H122L123 216H121V217H118V218H116L114 215H111V214ZM135 213V212H134ZM207 213V212H206ZM213 213V212H212ZM242 213H241V215H242ZM26 214H27V212H26ZM49 214V213H48ZM62 214V213H61ZM65 214V215H66ZM132 214V213H131ZM150 214H151V212H150ZM173 214V213H172ZM10 215V214H9ZM19 216L21 215V213L20 214H18ZM163 215V214H162ZM202 215H203V213H202ZM208 215V214H207ZM206 215V216H207ZM24 216V215H23ZM154 217L153 219H155V211L150 215V217ZM226 216V215H225ZM247 216V217H248ZM8 217V216H7ZM64 217V216H63ZM68 217V216H67ZM209 217H211V216H209ZM9 218V217H8ZM13 218V217H12ZM25 218V217H24ZM23 218V219H24ZM30 218V217H29ZM139 218V217H138ZM159 218V217H158ZM169 218V217H168ZM17 219H18V217H17ZM21 219V218H20ZM156 219H157V217H156ZM170 219V218H169ZM222 219V218H221ZM226 219V218H225ZM255 219V218H254ZM32 220V219H31ZM93 220V221H94ZM151 220V219H150ZM158 221H159V219H157ZM160 220H162V218L160 217ZM214 220V219H213ZM227 220V219H226ZM256 220H257V218H256ZM18 221H19V219H18ZM67 221V220H66ZM109 221V220H108ZM111 221V222H112ZM154 221V220H153ZM245 221V220H244ZM222 222V221H221ZM221 222L220 223H216L215 222V225L217 226H215L214 228L210 225V227H212V229H214V230H210L211 232H209V233H207V231H203V234L205 235H203V236H201V234H200V236H199V239H200V241L198 240V238H197V240H195V241H190L189 239H188V236H182V235H177L176 233L174 234V232L173 231H171V230H169L168 229V231H167V233L166 234H163V233H161V231H159L158 229H156L157 230V234H158V236L159 237H162V239H163V242H164V245L166 246V248L168 247L169 249H171V248H173V245H175L176 243H180V244H182V245H184L183 246V248L185 249V250H187L189 247H193V249H194V252L195 251H197V250H199V251H201V252H209V255L210 256H212L214 259H215V252L217 253V256H216V258L218 257L219 258V261L218 262H220V264H229V263H232L233 261H231V256H232V254L235 252V255L236 254H238L239 255V253H243L244 251H242L243 249L240 247L239 249H238V247H237V242L235 241V238L237 239V237H235L236 235L235 234H243L244 232L242 231L243 229H241V228H238V227H230V228H225L226 227V225H225V227L223 226V225H221ZM224 222V221H223ZM254 222H255V220H254ZM9 223V222H8ZM22 223V222H21ZM20 223V224H21ZM27 223V222H26ZM47 223V222H46ZM67 223H68V221H67ZM95 223V222H94ZM93 223V224H94ZM101 223H103V222H101ZM150 223H151V221H150ZM164 223V222H163ZM212 223V222H211ZM244 223V222H243ZM259 223L261 224V225H264V216L259 220ZM258 223V224H259ZM10 224V223H9ZM18 224V223H17ZM24 224V223H23ZM112 224H114V225H112ZM144 224V223H143ZM155 224V223H154ZM214 224V223H213ZM223 224V223H222ZM227 224V223H226ZM241 224V223H240ZM11 225V224H10ZM16 225V224H15ZM25 225V224H24ZM56 225H58V224H56ZM76 225V224H75ZM81 225V224H80ZM79 225V226H80ZM153 225V224H152ZM165 225H167V224H165ZM164 225V226H165ZM244 225H246V224H244ZM103 226V227H102ZM214 226V225H213ZM223 226V227H222ZM228 226V225H227ZM52 227V226H51ZM61 227V226H60ZM146 227V226H145ZM209 226H208V228H210ZM106 228V227H105ZM111 228V227H110ZM133 228H135L136 229V231H133ZM149 228V227H148ZM163 228V227H162ZM165 228V227H164ZM195 228V227H194ZM202 228V227H201ZM201 228H199V229H201ZM207 228V229H208ZM253 228V227H252ZM257 228V227H256ZM56 229H58V227L56 228ZM81 229V228H80ZM145 229H147V228H145ZM166 229V228H165ZM199 229H196V230H198L199 231ZM231 229V230H230ZM234 229V230H233ZM261 229V228H260ZM259 229V230H260ZM148 230V229H147ZM150 230V229H149ZM163 230V229H162ZM203 230H205V229H203ZM233 230V232H231ZM236 230V232H234ZM259 230H258V232H259ZM79 231H81V230H79ZM105 231V230H104ZM143 231V230H142ZM151 231V230H150ZM155 231V230H154ZM192 231V230H191ZM237 231H238V233H237ZM240 231V232H239ZM40 232V231H39ZM54 232L55 233H57L58 232V230H54ZM82 232V231H81ZM113 232V231H112ZM163 232V231H162ZM200 232V231H199ZM224 232V233H223ZM243 232V233H242ZM248 232V231H247ZM30 233V232H29ZM108 233H109V231H108ZM107 233V234H108ZM121 233V234H122ZM144 233H149L148 231L147 232H144ZM152 233V232H151ZM202 233V232H201ZM262 234H264V229H263V227H262V232H261ZM261 233H259V234H261ZM58 234V233H57ZM73 234V233H72ZM76 234H77V231H76ZM75 234V237L74 238H79V234H77L76 235ZM124 234V233H123ZM126 234V233H125ZM127 234V235H128ZM207 234V235H206ZM221 234H223V235H221ZM252 234V233H251ZM80 235H81V233H80ZM96 235H94L93 237H95ZM113 235H114V233H113ZM148 235H150V234H148ZM155 235V234H154ZM255 235V234H254ZM71 236H74V235H71ZM83 236V235H82ZM111 236H112V234H111ZM122 236V235H121ZM165 236V239L163 238ZM225 236V237H224ZM240 236V235H239ZM29 237V236H28ZM60 237V236H59ZM97 237V236H96ZM106 237H108V236H106ZM116 237V236H115ZM119 237V236H118ZM218 237L221 239V238H223V239H221V240H218ZM243 237V236H242ZM241 237V238H242ZM246 237V236H245ZM131 238V237H130ZM249 238H251V237H249ZM260 238V237H259ZM258 238V239H259ZM38 239H41V238H38ZM122 239V238H121ZM123 239H126V237L125 238H123ZM129 239V238H128ZM132 239V238H131ZM131 239H129V240H131ZM242 239H244L245 240V238H242ZM242 239H240V240H242ZM255 239H257V238H255ZM30 240V239H29ZM63 240V239H62ZM61 240V241H62ZM81 240V239H80ZM80 240H78V241H80ZM234 240V241H233ZM243 240V241H244ZM218 241V242H217ZM220 241V242H219ZM243 241H242V243H243ZM247 241H249V239H247ZM247 241H245V242H247ZM260 241V240H259ZM12 243V242H11ZM122 243H117L119 246H121V244ZM229 244L230 246H232V248H226V246L224 247L225 249H219V248H217L220 244ZM37 244V243H36ZM52 244H53V242H52ZM58 244V243H57ZM122 244V245H123ZM257 244V243H256ZM256 244H254V245H250V243H248L247 242V244L245 245L248 249H249V251H250V256L253 258V257H257V254H255V253H258V256L260 255L261 257L264 255V249L263 250H259L258 249V247L259 246H257ZM93 245V244H92ZM91 245V246H92ZM212 245H214L213 246V248L211 247ZM242 245V244H241ZM25 246V245H24ZM61 246V245H60ZM243 246V245H242ZM220 247H222V246H220ZM228 247V246H227ZM263 247V246H262ZM53 248V247H52ZM181 248H182V246H181ZM237 250H235V249ZM260 248H261V246H260ZM13 249V248H12ZM65 249V248H64ZM119 249V248H118ZM10 250V249H9ZM146 250V251H147ZM167 250V249H166ZM173 250H175V248H173ZM245 250V252H249V251H247L246 249H244ZM259 250V251H258ZM13 251V250H12ZM98 251V250H97ZM217 251H219V252H217ZM242 251V252H241ZM15 252V251H14ZM22 252V251H21ZM144 252V253H143ZM180 252H182V251H180ZM133 253V254H132ZM158 253H160V254H162V250L161 251H158ZM190 253V252H189ZM197 253V252H196ZM195 253V254H196ZM10 254V253H9ZM132 254V255H131ZM150 254H151V252H150ZM149 254V255H150ZM182 254H186V251L184 252V253H182ZM245 254H247V253H244V256H245ZM18 255V254H17ZM28 255V254H27ZM113 255V254H112ZM154 255V254H153ZM164 255V254H163ZM166 255V254H165ZM172 255V254H171ZM176 255H178L177 254V252H176ZM198 255V254H197ZM201 255V254H200ZM243 255V254H242ZM11 256V255H10ZM114 256V257H115ZM167 256V255H166ZM187 256V255H186ZM101 257V256H100ZM170 257V256H169ZM179 257V256H178ZM233 257V256H232ZM239 257V256H238ZM53 258H54V256H53ZM71 258V257H70ZM110 258V257H109ZM142 258H144V257H142ZM148 258V257H147ZM174 258H176V256L174 257ZM191 258V257H190ZM212 258V259H213ZM218 258H217V260H218ZM246 259H247V257H245ZM244 257H241L240 259H236L237 261H235L234 263H232V264H246V262H239L240 260H246ZM11 259V258H10ZM62 259H63V257H62ZM98 259V258H97ZM152 259V258H151ZM170 259V258H169ZM230 259V260H229ZM249 259V258H248ZM8 260V259H7ZM74 260V259H73ZM234 260V259H233ZM251 260V259H250ZM259 260H261V261H264V260H262V258L261 259H259ZM43 260H41V262H42ZM45 262H43V263H47V262H50V261H48L47 259L46 260H44ZM54 261H55V259H54ZM53 261V262H54ZM70 261V260H69ZM173 261V260H172ZM171 261V262H172ZM260 261V262H261ZM60 262V261H59ZM58 262V263H59ZM113 262V261H112ZM160 262V261H159ZM165 262V261H164ZM171 262H169V264L171 263ZM214 262V261H213ZM213 262L212 263H210V264H213ZM251 262V261H250ZM253 262H255V261H253ZM258 262V261H257ZM259 262V263H260ZM65 263V262H64ZM74 263V262H73ZM141 263H142V261H141ZM140 263V264H141ZM174 263H176V262H174ZM173 263V264H174ZM248 263H249V261H248ZM263 262H261V264H262ZM48 264V263H47ZM50 264V263H49ZM51 264H53V263H51ZM54 264H57L56 262H54ZM60 264H61V262H60ZM63 264V263H62ZM79 264H80V261H79ZM136 264H137V262H136ZM143 264V263H142ZM167 264V263H166ZM218 264V263H217Z\"/></svg>",
    "mask_w": 264,
    "mask_h": 264
}]
</instances>
